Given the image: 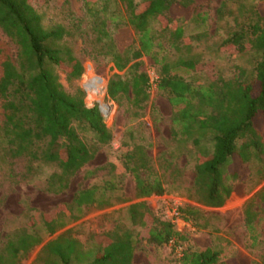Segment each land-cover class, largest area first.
<instances>
[{"label":"trees","instance_id":"trees-1","mask_svg":"<svg viewBox=\"0 0 264 264\" xmlns=\"http://www.w3.org/2000/svg\"><path fill=\"white\" fill-rule=\"evenodd\" d=\"M47 2L0 0V30L16 47L12 50L0 40V143L4 153L11 159L27 157L30 162L54 164L46 178V190L60 194L100 146L110 144L112 133L99 104L87 106L84 88L76 86L68 91L60 82L58 71L67 82L83 74L81 61L67 44L69 39L79 38L86 53L111 63L115 72L106 79L105 98L119 106L129 105L133 118L142 117L151 85L148 74L140 68L141 57L153 59L155 87L167 95L172 108L171 137L194 148L193 186L199 201L221 206L231 193L238 168L251 159H264V11L258 6L246 8L234 29L211 47L205 46L215 53L250 50L255 63L246 77L242 72L225 75L203 50L210 36L209 0H83L82 17L69 14L68 22L51 24L43 21L41 7ZM224 5L217 9L219 18ZM191 23L196 28L187 32ZM164 42L188 57L172 66L161 54ZM118 151L121 169L134 178L137 198L164 193L161 175L132 127L126 130ZM100 169L106 170L103 183L75 191L67 205L68 216L82 206L109 203L108 193L118 189L121 179L115 175L117 166L112 162L86 169L85 176ZM255 198L257 209L253 207ZM262 203L264 186L243 205L244 227L254 246L260 235L256 222L264 218ZM193 210L178 209L184 220H189ZM128 213L132 225L146 228V241L155 246L185 241L184 233L144 200L130 205ZM42 217L51 233L64 224L61 214ZM33 218L14 225L0 250V264H20L41 241L32 230ZM93 238L97 248L85 264H131L137 240L133 228ZM79 248L70 231L44 245L48 256L56 260L54 264H73ZM221 255L215 248H185L178 260L180 264H238Z\"/></svg>","mask_w":264,"mask_h":264},{"label":"rangeland","instance_id":"rangeland-1","mask_svg":"<svg viewBox=\"0 0 264 264\" xmlns=\"http://www.w3.org/2000/svg\"><path fill=\"white\" fill-rule=\"evenodd\" d=\"M222 3H225L223 17L219 18L217 9ZM119 6L121 10L124 9L122 3H119ZM252 6H258L264 11V1L261 0L208 2L210 36L203 50L225 75H239L242 72L249 77L255 63L254 54L250 50H225L215 53L205 46L208 44L211 47L234 29L236 21L241 19L242 12ZM41 9L44 12V23H66L71 19L69 14L74 17L83 16V0H48ZM194 28L196 24H189L187 32ZM0 40L6 42L12 50L16 49L14 43L1 30ZM67 44L81 61L83 74L79 79L67 82L64 73L58 71L60 82L68 91H73L76 86L84 88L87 106L94 102L99 104L104 121L112 133V140L108 147L100 146L95 157L71 177L69 187L60 194L48 193L46 190V178L55 169L54 164L30 162L27 157L11 159L1 149L0 143V250L14 225L24 224L29 217H34L32 230L41 237V241L26 254L20 264H54L56 260L48 256V249L44 250V245L65 231H70L72 237L80 244L79 254L73 259V264H85L92 260L97 248L94 235L101 236L131 228L137 237L131 264H180L178 259L185 248L197 251L215 248L222 251V258H233L238 264H264V218L256 222V231L260 235L258 243L254 246L244 227L243 215L244 203L264 186V159H251L238 168L239 175L231 181V193L221 206L202 204L193 186L194 148L189 143H177L171 137L172 108L167 95L155 87L156 67L153 59L148 55L141 57L140 68L148 74L151 85L148 105L142 112V117L133 118L129 105L119 106L105 98L106 79L115 72L110 68L108 59L95 58L86 53L79 38L69 39ZM161 54L166 56L172 66L178 65L188 57L176 52L167 42H164ZM122 73L123 71L120 72ZM203 73L200 74L201 77ZM129 127L135 130L136 138L146 145L152 165L161 175L165 187L162 195L137 198L134 178L120 167L118 150ZM261 131L264 133V125H261ZM110 162L116 163L115 175L121 181L118 189L108 193L109 203L102 207L82 206L68 216L67 205L71 203L75 191L103 183L106 170L100 169L90 176H85V170L99 168ZM172 166H175L174 170ZM143 200L150 209L166 219V215L169 216L175 211L181 219L175 221V227L183 232L185 237L182 244L169 242L155 246L146 241V228L133 226L128 213L130 205ZM257 203L258 199L255 198L254 209L258 208ZM180 207L194 209L188 214L189 220L181 218L178 211ZM56 214L63 215L64 224L51 233L42 215L53 217Z\"/></svg>","mask_w":264,"mask_h":264},{"label":"built area","instance_id":"built-area-1","mask_svg":"<svg viewBox=\"0 0 264 264\" xmlns=\"http://www.w3.org/2000/svg\"><path fill=\"white\" fill-rule=\"evenodd\" d=\"M166 217L173 223H175V221H181V219H179L178 215L175 213V211H173V214L167 216ZM170 242H173V241H170ZM180 248V247H178Z\"/></svg>","mask_w":264,"mask_h":264},{"label":"bare ground","instance_id":"bare-ground-1","mask_svg":"<svg viewBox=\"0 0 264 264\" xmlns=\"http://www.w3.org/2000/svg\"><path fill=\"white\" fill-rule=\"evenodd\" d=\"M94 78H96V77H94ZM96 79H98V78H96ZM91 81H92V80H91ZM90 84H92V83H90ZM89 88H91V85H90V87H89ZM90 91H91V90H90ZM89 93H91V92H89ZM103 93H104V92H103ZM103 93H102V94H103ZM91 94H93V93H91Z\"/></svg>","mask_w":264,"mask_h":264}]
</instances>
